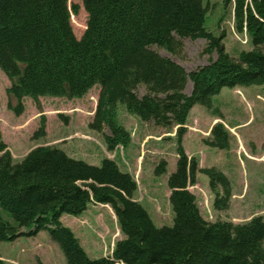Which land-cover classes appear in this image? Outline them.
Masks as SVG:
<instances>
[{
	"label": "trees",
	"instance_id": "1",
	"mask_svg": "<svg viewBox=\"0 0 264 264\" xmlns=\"http://www.w3.org/2000/svg\"><path fill=\"white\" fill-rule=\"evenodd\" d=\"M224 2L232 3L235 29L246 32L251 43L236 57L225 50L224 32L214 36L206 29L202 0H82L87 19L80 38L73 33L67 0H0V71L9 80L7 107L15 115L23 112L25 97L80 98L99 85L88 128L103 136L108 151L131 141L116 120L118 103L143 122L176 126L177 142L176 168L167 178L173 224L156 227L134 198V177L113 158L91 165L58 146L40 145L14 161L0 137V242L46 231L67 264H264L261 215L242 223L206 220L187 188L196 173L206 175L214 209H228L226 175L214 166L200 167L182 147L186 119L195 104L221 118L212 97L223 87L264 85V0ZM184 38L205 40L202 53L215 58L187 72L152 49L179 56ZM141 86L145 91L139 95ZM44 132L42 120L33 138ZM229 140L228 129L216 122L202 143L227 149ZM166 170L164 159L154 167L156 175ZM90 203L109 205L121 234L111 254L93 259L60 220L81 215Z\"/></svg>",
	"mask_w": 264,
	"mask_h": 264
},
{
	"label": "rangeland",
	"instance_id": "2",
	"mask_svg": "<svg viewBox=\"0 0 264 264\" xmlns=\"http://www.w3.org/2000/svg\"><path fill=\"white\" fill-rule=\"evenodd\" d=\"M202 1L207 7L206 29L214 36L224 32L222 42L231 56L236 57L241 50L251 48L246 32L235 29L231 2L226 5L224 0ZM67 5L73 33L76 38H80L87 19L82 0H67ZM72 5H77L76 13L71 12ZM182 43L183 49L179 56H173L156 46H152V49L162 56L170 57L187 72L215 58V54L209 56L202 53L206 43L203 39L184 38ZM8 85V78L0 71V137L7 149L11 150L13 158L19 160L40 145L58 146L69 157L91 165H99L103 157L113 158L121 170L128 171L134 177L137 183L134 198L147 210L154 225L161 227L173 224L167 178L176 168V126L164 128L150 125L127 112L125 106L118 103L116 120L130 132L132 142L125 148L117 146L113 151H108L103 136L88 128L96 107L99 85L92 87L80 98L44 96L35 102L25 97L24 110L20 115H15L7 107L5 89ZM188 85H191L189 81L185 86L187 94L190 92ZM144 91L141 86L137 92L142 95ZM12 102L15 103V100L12 99ZM212 104L219 109L222 120L229 125L238 124L236 128L228 129L229 148L203 146L202 139L208 134L206 129L212 118L218 117L201 104L192 107L185 124L195 126L198 131L187 134L184 139L186 131L182 137V147L189 153L186 152L189 157H195L199 166H214L226 175L231 186L229 207L222 211L214 209V195L209 189V179L202 173H196L195 183L187 188L195 195L199 211L206 220L242 223L255 215H261L264 219V85L223 87L212 97ZM42 120L45 134L34 139L33 133ZM240 138L244 142L236 143L235 139ZM161 159L167 162V170L164 174L156 175L154 167ZM100 205L95 207L97 215L91 217L85 214L79 218L81 224H89L90 220L94 222L92 230L85 235L87 245L81 241L91 259L111 254L115 241L121 237L111 207ZM70 216L64 215L68 218ZM47 244L60 253L64 261L61 264H67L59 246L43 231L37 236H20L13 241L0 242V254L6 260L4 262L0 259L4 264H13L9 261L12 258L18 264H60L54 248L49 249Z\"/></svg>",
	"mask_w": 264,
	"mask_h": 264
},
{
	"label": "crops",
	"instance_id": "3",
	"mask_svg": "<svg viewBox=\"0 0 264 264\" xmlns=\"http://www.w3.org/2000/svg\"><path fill=\"white\" fill-rule=\"evenodd\" d=\"M216 117V116H215ZM217 121H220V122H222L223 124H224V126L227 128V129H229V130H231V128H236L237 126H238V124H236V125H229L227 122H225L224 120H222L221 118L219 119V118H212V121H211V123H210V125H209V127L206 129V131L208 132V134H206L207 136L209 135V132H210V129H211V127H212V125L215 123V122H217ZM146 123H148V122H146ZM148 124H150V123H148ZM151 125V124H150ZM187 126V132H186V134H185V136H184V139H185V137H186V135L187 134H189V133H191V132H196L197 133V131H198V129L195 127V126H192V125H186ZM132 137V136H131ZM184 139H183V141H184ZM131 142H132V139H131ZM235 142L236 143H238V142H240V144H242L243 142H244V140H242L241 138L240 139H235ZM203 146H205V145H203ZM10 150V149H9ZM184 150H185V148H184ZM10 152H11V150H10ZM187 152V151H186ZM187 154H189L188 152H187ZM22 158V157H21ZM21 158H19V160L21 159ZM13 160L14 161H19V160H17V159H15V158H13ZM119 166V165H118ZM201 167H203L204 165H200ZM120 167V166H119ZM196 185H197V183H196ZM93 204H95V206L93 205ZM97 205H99V206H102V205H100V204H98V203H90L89 205H88V207H87V209L81 214L82 216L83 215H85V214H87V215H89V216H91V217H93V216H95V215H97V209H95V207L97 206ZM93 207V208H92ZM104 207H108V206H104ZM109 208V207H108ZM110 211L112 212V210L110 209ZM113 213V212H112ZM64 215H66V214H64ZM64 215H62L61 216V218H60V220H61V222H62V224L63 225H65V226H67L68 228H70L71 230H72V232L75 234V236L78 238V240H79V243H80V245H81V247L83 248V244H82V240L84 241V243H85V245H87V241H86V237H85V235L86 234H88L91 230H92V228H93V226H92V223H94L92 220H90V221H88V223L89 224H87V223H80V221H79V218L81 217V215H79L78 217H74V216H70V218H68V217H64ZM65 218H66V220H67V222L69 223V224H67V222H65ZM41 232V231H40ZM40 232H38L37 234H36V236L38 235V234H40ZM43 232H46V231H43ZM35 237V236H34ZM47 247H49V249H51L52 250V248H54L53 249V251H54V253H55V255H57L58 257H59V259H60V264L62 263V262H64L63 260H62V257L60 256V253H58V251H57V249L55 248V247H52V245H51V247L47 244ZM48 248H46V250H47ZM84 249V248H83ZM43 251V250H42ZM86 251V250H85ZM87 252V251H86ZM49 253V252H48ZM88 255V254H87ZM103 256V255H102ZM64 257V256H63ZM0 258L5 262V260H6V258L3 256V255H1L0 254ZM49 258H51V254L49 253ZM65 259V258H64ZM9 261L10 262H12L13 264H18V262H17V260H15V259H9ZM115 264H123V263H115Z\"/></svg>",
	"mask_w": 264,
	"mask_h": 264
},
{
	"label": "bare ground",
	"instance_id": "4",
	"mask_svg": "<svg viewBox=\"0 0 264 264\" xmlns=\"http://www.w3.org/2000/svg\"><path fill=\"white\" fill-rule=\"evenodd\" d=\"M190 87V85H188V88Z\"/></svg>",
	"mask_w": 264,
	"mask_h": 264
}]
</instances>
